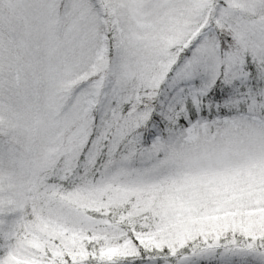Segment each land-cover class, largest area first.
<instances>
[{
    "label": "snow or ice",
    "instance_id": "snow-or-ice-1",
    "mask_svg": "<svg viewBox=\"0 0 264 264\" xmlns=\"http://www.w3.org/2000/svg\"><path fill=\"white\" fill-rule=\"evenodd\" d=\"M0 264H264V0H0Z\"/></svg>",
    "mask_w": 264,
    "mask_h": 264
}]
</instances>
